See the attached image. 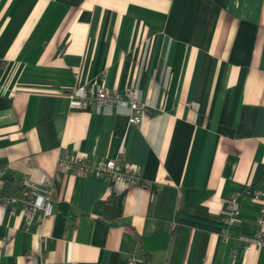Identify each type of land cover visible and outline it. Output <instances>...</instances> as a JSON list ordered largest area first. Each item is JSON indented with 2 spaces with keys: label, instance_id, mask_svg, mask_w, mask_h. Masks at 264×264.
<instances>
[{
  "label": "crops",
  "instance_id": "0c3cea01",
  "mask_svg": "<svg viewBox=\"0 0 264 264\" xmlns=\"http://www.w3.org/2000/svg\"><path fill=\"white\" fill-rule=\"evenodd\" d=\"M91 84L122 100L68 97ZM129 101L144 108L136 124ZM65 156L116 159L141 181L57 170ZM5 178L31 181L37 203L49 192L41 216L0 207V264H264L251 242L264 210V0H0V192ZM231 193L240 212L224 226ZM108 199L113 222L97 207Z\"/></svg>",
  "mask_w": 264,
  "mask_h": 264
},
{
  "label": "built area",
  "instance_id": "2783aa9c",
  "mask_svg": "<svg viewBox=\"0 0 264 264\" xmlns=\"http://www.w3.org/2000/svg\"><path fill=\"white\" fill-rule=\"evenodd\" d=\"M127 97L129 93L125 94ZM69 98H78L81 106L86 107L88 104L94 103L96 106L102 104L112 105L120 102L123 95L118 92H108L103 86L98 84H91L89 86H79L72 92L68 93ZM128 122L136 124L140 118V112L144 110L143 106L139 103L129 101L128 103ZM55 168L60 171L72 170L74 173L83 176H94L101 178L109 183L111 186H119L121 188L137 185L140 183L141 178L139 170L133 165L128 163L121 164L116 159L100 157L91 160L86 156H65L56 159ZM19 186L22 188L20 197H0V207H6L11 204L19 203L26 215L37 213L38 216L44 215L48 206V183L43 185L46 191V200L42 203H37L34 198L35 185L24 179ZM257 195V194H256ZM226 214L222 220L224 226L232 224L239 216V206L236 194L231 193L225 202ZM263 212L257 218L258 227L263 225ZM252 244L264 250V240L257 234L252 239ZM248 247V246H246ZM125 264H143L141 258H136L132 255L125 257Z\"/></svg>",
  "mask_w": 264,
  "mask_h": 264
},
{
  "label": "trees",
  "instance_id": "16d2710c",
  "mask_svg": "<svg viewBox=\"0 0 264 264\" xmlns=\"http://www.w3.org/2000/svg\"><path fill=\"white\" fill-rule=\"evenodd\" d=\"M22 188L13 183L10 179H3V188L0 192V197H20ZM97 207L100 209L101 219L113 222L115 220V205L111 199L97 202ZM143 264H145V258H142Z\"/></svg>",
  "mask_w": 264,
  "mask_h": 264
},
{
  "label": "rangeland",
  "instance_id": "374dc122",
  "mask_svg": "<svg viewBox=\"0 0 264 264\" xmlns=\"http://www.w3.org/2000/svg\"><path fill=\"white\" fill-rule=\"evenodd\" d=\"M262 227H263V225H262ZM262 227H258V225H257V232H258V235L260 236V230L262 229ZM260 238H261V236H260ZM262 240H264V239H262Z\"/></svg>",
  "mask_w": 264,
  "mask_h": 264
}]
</instances>
